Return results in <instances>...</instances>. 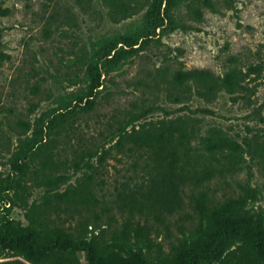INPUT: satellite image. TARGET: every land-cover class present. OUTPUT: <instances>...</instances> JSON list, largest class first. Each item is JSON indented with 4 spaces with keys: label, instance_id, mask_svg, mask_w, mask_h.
Returning a JSON list of instances; mask_svg holds the SVG:
<instances>
[{
    "label": "rangeland",
    "instance_id": "obj_1",
    "mask_svg": "<svg viewBox=\"0 0 264 264\" xmlns=\"http://www.w3.org/2000/svg\"><path fill=\"white\" fill-rule=\"evenodd\" d=\"M120 1L127 12L111 0H0V179L13 178L4 203L9 218L26 224L32 202L69 189L79 204L52 214L63 228L81 226L88 235L94 229L109 239L126 217L147 219L151 235L166 246L194 221L191 192L207 189L219 199L242 192L241 186L250 201L233 216L264 218V0H164V17L157 20L147 13L151 0ZM112 36L122 41L118 49L129 47L124 41L129 39L138 48L111 67L96 49ZM256 64L261 68L242 76L234 93L220 88L205 95L203 84L189 73L208 69L218 76ZM96 83L94 107L77 109L46 136L50 115L71 107L78 96L84 103ZM143 109L140 122L187 118L190 144L201 154L198 164L209 135L230 146L208 163V173L197 179L182 173V200H172L173 209L142 194L159 170L153 168L152 152L127 150L130 142L123 152L112 147L102 165L93 157L98 167L87 170L92 177L82 184L86 167L79 155L111 146L119 121ZM16 160L25 161L21 170L12 168ZM228 216L211 217L207 231ZM108 241L114 259L145 249L133 235ZM18 258L0 246V261ZM75 258L87 264L85 251Z\"/></svg>",
    "mask_w": 264,
    "mask_h": 264
},
{
    "label": "trees",
    "instance_id": "obj_2",
    "mask_svg": "<svg viewBox=\"0 0 264 264\" xmlns=\"http://www.w3.org/2000/svg\"><path fill=\"white\" fill-rule=\"evenodd\" d=\"M163 1L148 2L147 13L155 18L154 20L164 17ZM110 3L119 12L125 13L128 10L124 1L111 0ZM124 41L129 47L118 49V44L122 42L119 38L112 36L102 39L96 49L99 59L112 67L121 58L137 50L138 46H134L136 42L133 39ZM143 43L145 40L140 45ZM88 68L91 69L90 64ZM260 68V64L249 65L246 71L232 68L218 76L208 69H196L189 73L192 80L203 84L206 89L204 94L207 95L220 88L228 93H234L237 86H240L239 80L242 76L258 71ZM98 85L100 84L96 83L91 87L84 103H82L83 96H78L71 107L54 111L47 119L44 134L47 136L60 127L77 109L87 111L93 108L95 93L92 95L91 92L92 88ZM146 112L147 109L132 112L119 121L112 135V140L115 139V141L111 146L103 147L100 152L98 149L87 150L79 155V160L83 161L86 167L85 180L82 184L86 185L87 180L92 177L87 170H95L98 165H102L106 157L111 154L112 147L123 152L125 143L130 142L127 150L143 149L152 152L155 155L153 168L159 170L150 176V183L142 194L148 198L151 197L154 204H168L173 209L172 200L174 202L177 200L178 204L182 200L179 193L181 186L179 180L182 173L195 179L199 178L200 174L208 173L210 171L208 163L210 164L212 159L219 160V155H222L230 146L227 140L209 135L204 139L207 149L204 154L205 159L198 164L197 156L201 154H196L190 144L186 126L188 119L181 117L161 119L159 124H154L153 121L140 122L139 120L145 116ZM38 142L42 143L40 140ZM93 157H96L98 165L92 161ZM25 164V161L17 162L16 160L12 162V168L21 170ZM166 168L168 173L162 174L161 171ZM12 182L13 178L10 176L0 179V210H4L0 217V246L9 249L21 259L0 261V264H79L75 258L78 251L86 252L87 264H198L201 261L210 260L216 261L217 264H264V218L261 214L253 213L233 216L238 210L245 209L250 201L249 190L242 186V192L225 195L219 199L212 198L207 189L191 192L189 199L194 221L189 227L181 228L176 241H170L169 245L165 246L151 235L153 225L147 219L126 217L119 230H112L109 239L102 233H95L94 229L88 235L81 226L74 231L63 228L57 220L58 216L55 217L52 214L54 212L57 214L56 209L63 207L67 210L69 204L71 206L79 204V201L72 202L74 191L69 189L64 194L45 193L40 202H32L28 207L25 214L28 222L15 224L9 218V208L4 207V203L10 200L7 190ZM87 194L90 196L91 193ZM224 214L230 216L222 217L213 228L207 231L209 219ZM129 235H133L140 241L145 249H141V252L134 256L114 259L109 251L108 240Z\"/></svg>",
    "mask_w": 264,
    "mask_h": 264
}]
</instances>
